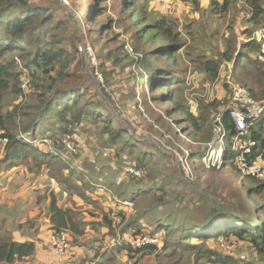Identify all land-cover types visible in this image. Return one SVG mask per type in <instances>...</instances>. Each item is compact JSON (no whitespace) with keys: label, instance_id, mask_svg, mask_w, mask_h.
<instances>
[{"label":"rangeland","instance_id":"374dc122","mask_svg":"<svg viewBox=\"0 0 264 264\" xmlns=\"http://www.w3.org/2000/svg\"><path fill=\"white\" fill-rule=\"evenodd\" d=\"M24 1H27L31 6L50 9L51 13L57 19H64L67 22L73 20L72 23L70 22L67 25L68 28L65 26L68 29L67 32L69 35L79 30L80 40L77 45L80 47L85 41L90 42L94 55L97 54L99 58L98 63L103 65L102 70L110 73L108 78L104 76V82L100 81L92 72L89 55L83 53L76 56L73 62L67 63L66 77L61 78H66L67 86L70 87L73 85L74 89H81L83 93L88 92L91 100L102 101L104 104V100L106 99L107 101H105L109 104L112 113L119 118L128 132L133 134L143 144L156 146L164 153L162 156L159 155L154 159L157 162L149 163L145 171L137 169L136 166L139 163L136 160V156L133 158L128 157L129 154L126 151L122 152L116 144H113L114 152L111 153L107 149L108 146L106 145L110 142V139L108 138L109 140H106L105 138L107 137L104 138L101 131L104 126L106 127L105 122L98 123L97 125H91L90 123L84 125L83 123L81 126H75L74 133H72V136L70 135L75 152L71 153L67 146H63L66 149L67 156L62 155V149L60 147L57 148L66 134L61 133L55 126H46L43 122H40L39 136H36L37 138L35 137V140L24 135L19 137L26 141L28 140L43 145L47 151L62 156L67 163L78 165L82 171L88 170V172H96L97 174L104 172V176L100 177V179H110L116 184H121L124 181L123 184L126 186L134 185L126 183V178L123 177L125 173H123V169L125 170L127 167L133 168L130 163L135 162L137 164L133 163L135 165L134 169L143 173L142 180L137 185L147 194L137 200L136 205H133V214L131 216L129 215L130 217L127 219L124 218V220L120 215L124 211H115L120 215L118 217L120 221L113 224L116 235L114 239L111 237L108 240L110 246H114L113 241L118 238L117 236L121 235L122 231L125 230L124 228L136 219L144 218L143 224L145 223L144 225L148 226V228L151 226V229L157 225V221L160 219L180 221L183 218L185 223L191 220L198 221L203 207L208 202L202 195L195 191L196 188L212 200L218 201L219 204H222L225 198L229 199L230 196H227V193L230 190L233 196L238 193V191H235L238 186V181L233 177V174H224L220 170V161L224 157L223 154H220V147L224 149V146L220 142L223 135L219 137L218 126L215 125V127H212L211 121V125L208 126L205 124L202 128V133L195 135V137H188L186 134H183L182 128H190L187 123V115L184 111H188L196 118H200L211 109L210 107L213 104L217 106L221 104L220 109L223 112L230 110V107L233 105L232 90L227 83V77L230 72L233 73L235 71V58L240 52L241 45L254 40V35L250 37L243 34L245 22L250 15L247 10L240 9L244 5V2H242L241 6L231 8L230 12L232 13V17L227 20V22H236V15L240 13L243 17L240 25L241 30L238 28L237 32H230L229 37V39H232L233 46L236 45L237 47L235 51L236 55L232 62H222L219 64L217 77H210L200 68H202V63L207 60L217 61L221 59V50L225 48L222 39L224 26L221 23L226 20L222 18V21L217 22L206 16L202 19L198 18L200 22V26L198 27L199 31H197V34H190L189 31H185L187 27L185 24L187 19L185 17L189 13H192L193 9L183 0ZM222 1L220 0V2ZM17 2L21 3L22 1L17 0ZM202 9V15H210L205 7H202ZM83 11H86V13ZM16 15L20 17L22 13L19 12ZM165 17L177 22V24L174 23L176 25V33L180 35L177 43L182 45V48L169 60L163 57V59L151 57L150 55L154 56L159 53L156 50H160V52L164 51V49H159V46H165L166 42L161 41L159 37L154 42H151L147 38L149 37L148 32L151 35L152 32H155L152 26L153 23ZM92 18L94 21H89ZM261 24H264V20ZM144 26L147 27L145 30H143ZM216 29H218L219 33L216 32ZM257 29L261 28H254V33ZM234 33H237L238 36L234 37ZM104 43L106 44L103 46ZM13 56L15 60L20 61L18 53H14ZM143 62L149 64L154 63L151 67H148L160 69L155 72L158 75H160L161 69L165 71L164 73L170 71L173 79H181L180 82L172 80V83H169L167 88H159L161 87L160 85H165L167 83L165 79H168H164L160 75L164 79L163 82L161 81V84L153 87L154 84L151 85L147 82V75H138L140 70H142V73L146 72L142 66ZM56 73L53 72L52 77H55ZM233 78L236 85H241L235 74ZM106 79H108L107 83ZM60 85L58 91H61L60 89H66L64 86L65 82ZM14 91L15 87L5 95L4 100L0 104L3 115L8 116V114L13 113H16V116L21 115L22 118H16L15 116L16 124L22 122L29 124L36 121L37 114L27 108L30 104L32 105L30 94L40 92L29 88V80H26L23 85L25 97L20 98L16 96ZM52 94L55 95L56 92ZM50 96L51 94H49ZM162 96L169 97L167 99ZM255 100L263 103V101ZM28 114L29 116H27ZM107 115L112 114L106 110L102 119L105 121L108 120ZM214 120L215 123L219 122L221 120L220 114L216 118H213V125ZM88 127L89 129H87ZM1 135H3V132L0 130ZM47 140L54 141L56 149L51 150L44 143ZM218 141L220 144L218 143L217 146V154L213 145ZM195 152H206V154L203 158L204 162L197 163L194 166L190 161V155H193ZM2 154L0 151V155ZM104 155H107V157ZM126 157L130 163H126L125 165ZM19 164V166L14 168V173H19L13 176L17 183H12L4 192L0 190V193L7 194L9 198L7 200L5 197L4 199L6 201L10 203L15 201L23 206L25 202L31 199L30 195L33 198L39 195L36 192V188L39 187L41 182H39L40 180H36L46 175L44 173L48 169L42 174L43 171L39 173V166H36L34 162L25 160L24 162H19ZM42 168L44 169L46 166L43 165ZM58 168L55 165L51 167L48 177L57 183L59 181L64 183L61 180L62 178ZM1 170L4 171V167ZM105 171H108L106 172V174H109L108 176L105 175ZM40 175L41 177H39ZM126 176L131 180L129 175L126 174ZM75 177L76 175L73 176L68 184L71 188L76 184H80V182L76 181ZM94 177L97 178V176ZM14 185L16 188L13 191L12 186ZM29 185L33 189L26 191L30 187ZM93 185L95 186L94 188L99 186L95 183ZM246 185L242 188L243 191L248 186H255V183L247 181ZM80 187L81 189L83 188L84 192L92 193L93 199L96 200L94 207H92V212L97 213L96 219L88 215L91 220H97L92 228L101 227L104 217L114 212L113 208L110 210L106 206L110 201L109 196L117 197L118 195L116 196L113 193L105 195L103 190H92L88 186H85L83 182ZM161 187L167 188L166 197L162 195V192H159L160 190H157ZM17 193H19L18 197L21 201L15 199ZM58 196L60 197V201H62V205H64L65 202L62 200L63 194L58 192ZM248 199L251 203L254 202L252 196H248ZM258 201L264 205V197L259 198ZM205 213H210V211L207 210ZM82 216L84 217L85 213ZM1 219L2 216L0 217L2 234H7L6 230L8 229L10 231L17 230L14 229L15 225H12V223L16 222V219H13L11 213L6 218V223H8V227H5L6 230L1 225ZM100 220L101 224L98 223ZM201 242L196 245L198 249L203 251L205 250V244ZM221 242H219V246ZM213 246H215L214 243ZM240 246L246 249L250 247L247 243H240ZM174 251V247L170 246L166 252H158L163 257H159L158 253H155L153 256L144 257L138 264H158L159 261H162L163 264H219L215 262L214 257L210 260L205 257V254L184 252L181 249ZM232 252L233 250L229 249L225 251L228 255L233 254Z\"/></svg>","mask_w":264,"mask_h":264},{"label":"trees","instance_id":"16d2710c","mask_svg":"<svg viewBox=\"0 0 264 264\" xmlns=\"http://www.w3.org/2000/svg\"><path fill=\"white\" fill-rule=\"evenodd\" d=\"M21 1V3H18L17 0H0V104L4 100L5 95L14 87L16 96L20 98L25 97L23 85L26 80H29V88L40 92L30 94L32 105L30 104L27 108L37 114V119L29 124H25L24 122L16 124V113L5 116L0 106V130L4 132L0 136V139L6 138L8 140L5 147L0 149L3 153L0 155V165H4V168L7 170L14 169L20 165L19 162L28 160L34 162L36 166H39V173L44 172L46 169L49 171L55 165L59 167L58 170H60L61 180L67 184L76 175V181L80 182V184L69 188L74 192L77 191L79 193L76 192L78 195L86 197V194H92L84 192L83 188L81 189L80 186L83 182L85 186H88L92 190H103L105 195L113 193L116 196L118 195L117 197L122 201H129L136 205L137 200L147 194L137 185L142 180L141 177L130 175L123 169V173L125 172L131 177L130 180L125 173L123 174V177L126 178V183L134 185L126 186L123 184L124 181L121 184H116L110 179L101 180L100 177L104 176V172L97 174L96 172H88L85 169H83L85 171H82L78 165L65 162L62 156L47 151L43 145L19 138L24 135L35 140L39 136L40 122H43L46 126H55L61 133L71 136L74 133L75 126H81L83 123L84 125H87L86 123L97 125L98 123L105 122L106 127L104 126L101 131L103 137H107L105 138L106 140L110 139V142L108 144L106 143V146H108L107 149L111 153L114 152L113 144H116L122 152L126 151L129 154L128 157L133 158L136 156L139 164L137 165L135 162H132L137 165V169L145 171L149 163L157 162L154 159L164 154L156 146L143 144L138 138L128 132L119 118L112 113L109 104L106 103V99V101L104 100V104L102 101L91 100L88 92L83 93L81 89H74L73 85L68 87L66 78L61 79L64 76L66 77L67 63L73 62L76 56L83 54L80 50L81 45L80 47L77 45L80 40V31H74L72 35H69L67 32L68 29L65 28L73 20L67 22L64 19H57L51 13L50 9L31 6L27 1ZM183 1L192 7L193 12L201 14V19L206 16L215 21L217 20V22L222 21V18L226 20L221 23L224 26L222 39L225 45V48L221 50L222 60H207L202 63V68H200L210 77H217L219 64L222 62H232L236 55L235 51L237 47L236 45L233 46L232 39H229V37L230 32H237L238 28L240 29L243 17L240 13L236 15V22H227V20L232 17V13L230 12L231 8L241 6L242 2H244V5L240 9L247 10L250 15L245 22L243 34L250 37L254 35V40L241 45L240 52L235 58V71L233 75L235 74L237 76V80L243 87L249 89L255 99L264 101V24H261L264 20V0H223L222 2L220 0ZM202 7H205L210 15H202ZM19 12L22 13L20 17L16 15ZM83 12L86 13V11ZM197 19L190 18L186 24L185 31H189L190 34H197V31H199L198 27L200 26V22ZM89 21L93 22L94 20L92 18ZM174 23L177 24V22L167 17L162 20H156L153 23L152 26L155 32H152V35L148 32L149 37L147 38L151 42H154L159 37L166 44L163 46L164 48L159 46V49H164V51L160 52V50H156L159 53L154 56L150 55L151 57L166 58L169 60L182 48V45L177 43L180 35L176 33V25ZM146 28L144 26L143 30ZM254 28L261 29L255 30L254 33ZM259 30L263 34L262 38L256 35ZM216 32L219 33L218 29H216ZM237 36V33H234V37ZM14 53H18L20 61L15 60ZM147 56L150 57L149 54ZM95 57L98 63L99 58L97 54ZM143 63L142 66L146 72L142 73V70H140L138 75H147V82L151 85L154 84L153 87L161 84V81L163 82L165 78H168L165 79L167 83L160 85L161 87L159 88H167L169 83H172V80L176 82H180L181 80H177V78L173 79L170 71L164 73L165 71L161 69L160 75L164 77L163 79L155 73L156 70L158 71L160 69L148 67H151L154 63ZM91 65L93 74L95 76H97V73L100 74L103 82L105 81L104 76L108 78V75H110V73L102 70V64ZM53 72H57L55 77H52ZM64 82L66 89H60L61 91H58L61 86L60 84ZM107 82L108 79H106ZM55 92L56 94L53 95L52 93ZM49 94H51L50 97ZM162 97L168 99L169 96ZM210 108L200 118H196L188 111H184L187 115V123L190 128L183 127L182 132L188 137H195V135L202 133V128L205 124L210 126L211 121L212 127L217 125L218 129L220 128L222 130L224 135L222 144L225 152L223 159L220 161V170L224 174H233V177L238 181V186L235 190L238 193L233 196L230 190L227 193V196H230V200L225 198L223 203L219 204L218 201L212 200L196 188L195 191L202 195L208 202L203 207L198 221L191 220L185 223L183 218L180 221L160 219L157 221V225L151 229V226L148 228L144 224H137V220H133L122 231L121 234L123 237L129 236L125 235L126 233L124 232L126 231L131 232L129 233L130 237L159 235L161 244L146 246L139 250H134L127 244H120L115 247L125 249L130 254L152 255L158 252L164 253L171 246L174 247L175 251L181 249L184 252L205 254L206 256H203L210 260L214 257L215 262L219 264H264V205L258 201L259 198L264 197V180L257 176H246L240 168L238 159L241 151L234 149L233 137L237 132V128L231 117L230 110L226 112L221 111V104L219 106L213 104ZM106 110L112 115H107L108 120L105 121L102 118ZM219 114L221 120L217 123L214 120L213 125V118H216ZM20 117L22 118L21 115L16 116V118ZM250 124L249 135L243 139L250 138L255 142V146L252 149V154L246 157V166H252L260 155H262L264 161V112L259 119L252 121ZM59 144L57 148L60 147L62 149V155L67 156L66 149L62 143ZM217 146L218 142L213 145L215 150ZM205 154L206 152L193 153V155H190L191 157L189 156L191 163L195 166L197 163L204 162L203 158ZM128 160L126 157L125 165L126 163H130ZM133 163L130 164L134 168L135 165ZM43 165L46 168L43 169ZM106 172L108 171H105V175L108 176L109 174H106ZM66 173L67 175H65ZM94 176H97V178ZM247 181L254 182L255 186H248L249 189L247 187L243 191L242 188L245 187ZM93 183L99 186L94 188ZM166 189L161 187L157 190H160L159 192H162V195L166 197ZM248 196L253 197V203L249 201ZM109 197L112 202V196ZM207 210L210 213H205ZM51 214L54 233L71 232L77 236L83 234V226L76 222L75 215H73L72 211L61 210L57 207L54 199L51 205ZM120 215L123 219L131 216L127 215L126 212H122ZM102 224L108 228L110 235H116L113 220L110 215L104 217ZM221 239H224L227 244L235 247L232 252L233 254H226L218 246ZM200 242H204L205 244L204 252L198 249L196 245ZM240 243H247L250 247L248 249L242 248L243 245L240 246ZM34 253L35 244L33 243H16L10 238H5L0 242V264H14L17 261H22L27 257L33 256Z\"/></svg>","mask_w":264,"mask_h":264},{"label":"crops","instance_id":"0c3cea01","mask_svg":"<svg viewBox=\"0 0 264 264\" xmlns=\"http://www.w3.org/2000/svg\"><path fill=\"white\" fill-rule=\"evenodd\" d=\"M200 16L201 14H197L195 12L189 13L186 17L183 15V17L187 19L185 24H187V21H189L190 18H200ZM181 23L184 24L182 21ZM256 35L259 38H262L263 34L260 33L258 35L256 33ZM2 167H4V165H0V190L1 192H4L10 187V185H12V183H17L13 176L19 172L14 173L15 169L7 170L5 168L3 171L1 170ZM44 172H42V174ZM48 173L49 171L47 170L44 173L46 175L42 176L41 179L36 180H40L39 182H41L39 187L36 188V192L39 195L36 198H33L30 195L31 199L28 202H25L23 206L15 201L11 203L6 201L4 198L6 197L7 200L9 198L7 197V194L0 193V215L2 216L1 225L4 230H6L5 227H8L6 218L11 213L13 215V219H16V222L12 223V225H15L14 229H17L14 231H10L8 229L6 230L7 234H2V229H0V242L5 238H10L16 243L35 244V253L33 256L27 257L22 261H17L14 264H61L57 261L56 255L50 244L51 235L53 233V224L51 220V205L53 199L56 201L57 207L61 210L72 211L73 215H75L76 222L83 226L84 229L83 234L79 236L68 232L71 246L73 248L71 254L63 264H138V262H140L144 257L155 255V253L152 255L130 254L125 249L110 246V242L108 243V240L111 237L114 239L115 236L110 235L108 228L104 227L103 224L101 227H94L95 229L92 228V226L95 225V222H97V220H95L97 213L92 212V207H94L96 202V200L93 199V194H86V197L78 195L69 188V185L66 182L63 181L64 183H62L59 181L57 183L56 181L51 180L48 177ZM65 175H67V173ZM39 177H41V175ZM12 188L14 191L16 188L15 185L12 186ZM32 189L33 188L30 186L26 189V191H30ZM58 192L63 194L62 200L65 202L64 205H62V201H60ZM18 195L19 193L15 196L16 200H20ZM106 206L107 208H114V204L111 203V200L106 204ZM83 213H85L84 217L82 216ZM88 215L93 216L95 219L91 220ZM143 219L144 218L136 219L137 224L142 225ZM98 223L101 224V220ZM130 224H128V226ZM124 233H126L125 235H129L125 238L130 237V231H126ZM109 248L111 249L109 250ZM158 256L163 257V255H159V253ZM158 264H163V262L159 261Z\"/></svg>","mask_w":264,"mask_h":264},{"label":"built area","instance_id":"2783aa9c","mask_svg":"<svg viewBox=\"0 0 264 264\" xmlns=\"http://www.w3.org/2000/svg\"><path fill=\"white\" fill-rule=\"evenodd\" d=\"M258 35L260 33H257ZM80 50L82 53L88 54L90 57L91 64L97 65V59L93 53V49L91 45L85 41L82 46L80 47ZM97 77L100 81H103L100 74L97 73ZM227 83L230 86V89L232 90V100L233 105L230 107V114L231 117L236 125L237 132L235 136L233 137V145L235 150L241 151V154L239 156V165L242 169L244 175L246 176H257L264 180V161L262 159V155H260L257 158V161L252 166H246V157L249 154H252V149L255 146V142L252 141L250 138L244 140L246 136L249 135V125L252 121H255L259 119V117L264 112V101L263 103H259L255 100V98L250 93L249 89L246 87H243L241 85H236L235 80L233 78V73L230 72L227 77ZM3 132V131H1ZM4 134V132H3ZM219 137L223 135L222 130L219 128ZM224 138V135H223ZM223 138L220 142L223 141ZM8 143V140L0 139V149H3L5 145ZM49 148L56 149L55 142L45 141ZM63 146H67L68 150L72 153L75 152L74 144L71 142V136L70 135H64L61 142ZM219 143V141H218ZM220 144V143H219ZM218 151V147L216 149V153ZM218 154V153H217ZM220 154L224 155V149L223 147H220ZM125 171L133 175L135 177H142V173L132 167H127ZM112 202L114 204V212L110 215L111 219L113 220V224L120 221L118 217L120 215L116 213L115 211H124L127 213V215H131L134 212L133 203L129 201H122L118 197H112ZM119 208V209H118ZM159 235L156 236H150V235H142L137 237H129V238H123L122 235H119L117 239L113 241L114 246H118L120 244H127L134 250L143 249L146 246L150 245H160ZM222 242L220 243V247L223 251L226 250H234L235 247L227 244L224 239H221ZM50 244L52 247V250L54 251L57 261L61 264H63L66 259L69 257L72 251L71 242L68 236L67 232H60V233H52Z\"/></svg>","mask_w":264,"mask_h":264}]
</instances>
